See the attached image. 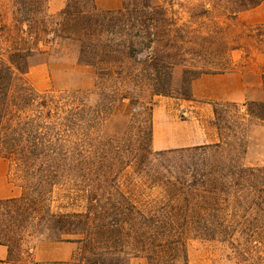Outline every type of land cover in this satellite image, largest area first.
<instances>
[{
  "label": "trees",
  "instance_id": "1",
  "mask_svg": "<svg viewBox=\"0 0 264 264\" xmlns=\"http://www.w3.org/2000/svg\"><path fill=\"white\" fill-rule=\"evenodd\" d=\"M237 1L242 8L234 15L263 0ZM48 6L49 0H0V157L33 180L30 195L0 200V244L8 248V262L28 234L98 246L93 255L88 251L87 264H95V256L101 264L138 258L188 264L187 237L227 241L257 228L264 212V166L243 162L244 140L148 151L156 166V196L140 202L114 177L103 180L87 167L86 140L99 128L104 105L89 106L75 91L40 92L27 81L32 59L67 38L80 44L79 62L100 79L126 75L136 86L147 83L153 96L169 95L176 64L171 50L183 44L160 0H123L121 9L109 11H99L94 0H67L56 15ZM257 33L264 44V25ZM126 60L137 66L130 74ZM242 105L249 117L264 122V103ZM55 193L61 199L56 209Z\"/></svg>",
  "mask_w": 264,
  "mask_h": 264
},
{
  "label": "rangeland",
  "instance_id": "2",
  "mask_svg": "<svg viewBox=\"0 0 264 264\" xmlns=\"http://www.w3.org/2000/svg\"><path fill=\"white\" fill-rule=\"evenodd\" d=\"M160 2L169 16L175 18L179 28L175 38L179 37L183 44L180 50H171L176 64L169 95L153 96L147 83L136 86L126 75L120 80L114 76L100 79L93 67L79 62L80 44L67 38L57 39L56 44L46 48L47 54L35 56L27 75V81L40 92L75 91L89 106L104 105L99 128L86 140L90 149L87 167L103 180L114 177L123 192L144 203L156 196L152 188L156 166L148 151L168 150L176 144L192 147L217 144L224 139L234 142L240 138L246 146L243 162L247 166H264V122L249 117L247 107L242 105L264 103V44L257 36V28L264 25V0L236 15L233 12L242 8L237 0ZM54 7L59 8L57 3ZM48 10L56 15L62 9ZM135 68L132 60L125 61L126 72L130 74ZM234 73L240 74L248 84L246 101L208 98L224 96L227 86L237 85L234 80L214 79V76ZM194 89L201 97L195 96ZM114 93L126 94L128 99L121 101ZM151 108L152 139L148 128ZM167 130L172 131L171 137ZM184 134L187 138L182 137ZM156 141L167 145L158 148ZM32 185L33 180L20 172L16 163L0 157V200L19 198L24 193L30 195ZM53 200L56 209L61 199L55 193ZM255 225L258 227L238 232L227 241L187 237L188 264H264V212ZM42 241L50 240L40 235H25L15 247L11 264H34L32 249ZM73 243L71 259L61 264H87L88 251L92 255L99 251L98 246ZM95 257L91 263L101 264L97 261L99 257ZM130 264H146V261L132 259Z\"/></svg>",
  "mask_w": 264,
  "mask_h": 264
},
{
  "label": "crops",
  "instance_id": "3",
  "mask_svg": "<svg viewBox=\"0 0 264 264\" xmlns=\"http://www.w3.org/2000/svg\"><path fill=\"white\" fill-rule=\"evenodd\" d=\"M57 3L59 8L56 9L54 4ZM95 6L99 11H109V10H118L121 9L123 0H94ZM64 7V0H49V8L52 11H58L63 9ZM43 68V66H40ZM41 69V68H40ZM221 77V78H220ZM214 79H225L227 80H234L236 81L237 85H231L230 87L227 86V91L224 93V96L220 97H213L209 96L208 98H218V99H227L234 102H244L249 97L248 93V84L244 83L242 76L238 73L228 74L223 76H214ZM199 83V82H198ZM197 84H194V87ZM230 88V90H228ZM195 96L201 97L198 95V90L194 89ZM168 129V127H167ZM171 137V130H167ZM183 138H187V135H183ZM158 143V148H164L167 145V142L164 141H156ZM189 147L187 144H176L172 145L169 149H178V148H185ZM74 243L73 242H55V241H42L40 242L33 250V256L36 262L39 263H64L68 262L73 254L74 250ZM0 264H10L8 262V248L5 245L0 244Z\"/></svg>",
  "mask_w": 264,
  "mask_h": 264
}]
</instances>
